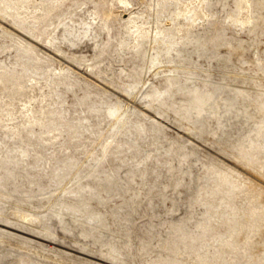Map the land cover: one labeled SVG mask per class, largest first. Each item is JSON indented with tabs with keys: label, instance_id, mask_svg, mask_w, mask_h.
<instances>
[{
	"label": "rangeland",
	"instance_id": "374dc122",
	"mask_svg": "<svg viewBox=\"0 0 264 264\" xmlns=\"http://www.w3.org/2000/svg\"><path fill=\"white\" fill-rule=\"evenodd\" d=\"M0 264H264V0H0Z\"/></svg>",
	"mask_w": 264,
	"mask_h": 264
}]
</instances>
